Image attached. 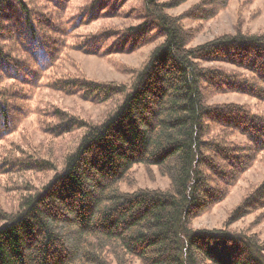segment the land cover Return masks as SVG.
I'll return each mask as SVG.
<instances>
[{"label": "trees", "instance_id": "1", "mask_svg": "<svg viewBox=\"0 0 264 264\" xmlns=\"http://www.w3.org/2000/svg\"><path fill=\"white\" fill-rule=\"evenodd\" d=\"M66 1L45 0L59 9ZM187 1L142 0L140 24L130 27L109 54L102 50L105 34L92 35L80 46L86 54L111 57L134 52L139 45L135 41L148 39L149 33L163 39L128 89L82 77L70 81L69 86L84 90L86 97L122 99L97 125L64 116L62 133L75 128L84 132L60 171L38 159L6 166L53 174L22 195L16 211L0 209V264H264V241L229 229L264 210V181L231 211L223 228L190 227L193 218L226 198L264 151V112L236 104L208 106L205 100L208 91L264 102V31H237L188 47L191 36L181 20L211 19L229 0H199L179 17L166 13ZM113 2L94 0L85 16L109 14ZM54 19L23 0H0V140L13 123L19 98L11 86L31 83L50 65L61 43L56 36L63 30ZM15 45L27 60L16 58ZM213 62L242 72L204 65ZM213 126L220 129L218 134L211 132ZM234 135L245 143H231L228 137ZM135 165L156 167L168 177L169 188L120 191Z\"/></svg>", "mask_w": 264, "mask_h": 264}, {"label": "rangeland", "instance_id": "2", "mask_svg": "<svg viewBox=\"0 0 264 264\" xmlns=\"http://www.w3.org/2000/svg\"><path fill=\"white\" fill-rule=\"evenodd\" d=\"M23 1L33 11H40L52 18L55 16V25L63 32L56 36L61 43L56 45L50 65L38 71L37 77H33L31 83H15L11 86L16 96L18 95L17 98L21 99L18 98L14 102L17 107L12 110L13 123L8 133L0 140V209L7 213L16 211L21 196L43 185L52 176L53 171L18 172L16 167L6 170V166L12 162L18 164L38 159L49 162L56 171H60L65 156L76 148L84 132V128H75L62 133L60 126L66 120L64 116L75 117L88 125H97L113 113L122 99L119 95L107 101L98 96L86 97L84 90H75L69 86L70 81L82 77L99 84L128 89L135 72L143 66L150 52L163 41L156 33H149L151 38L135 41L134 44L139 45L134 52L117 53L111 57L89 55L79 50L80 46L87 42L86 38L105 34L107 40L102 45V50L109 54V49L122 42L121 36L126 35L130 27L140 24L142 0H114L113 11L101 14L97 19L85 16L94 0H67L60 9L45 0ZM198 1L188 0L178 7L167 9L166 13L179 17ZM181 25L191 36L188 47H196L223 35H233L237 31L250 35L260 34L264 31V0H229L226 7L211 19L187 18L181 20ZM132 43H128L127 47ZM16 49V58H25L18 45ZM204 65L236 74L242 72L221 62ZM206 94L208 106L236 104L247 107L253 113L264 112V102L246 95L216 94L208 91ZM218 131V127H211L213 134H218ZM228 138L234 144L245 143L244 138L239 135ZM262 181L264 151L255 156L247 170L231 187L226 198L212 204L201 215L193 218L190 227L210 230L223 228L231 211ZM169 186L168 177L162 175L156 167L135 165L127 179L120 183L119 189L132 193L138 189L166 190ZM229 229L255 234L264 241V210L255 211L232 223ZM131 264L140 262L133 260Z\"/></svg>", "mask_w": 264, "mask_h": 264}]
</instances>
